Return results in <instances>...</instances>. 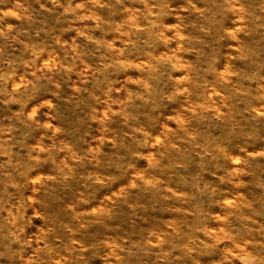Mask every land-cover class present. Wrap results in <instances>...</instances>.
I'll return each instance as SVG.
<instances>
[{"label": "rangeland", "instance_id": "obj_1", "mask_svg": "<svg viewBox=\"0 0 264 264\" xmlns=\"http://www.w3.org/2000/svg\"><path fill=\"white\" fill-rule=\"evenodd\" d=\"M0 264H264V0H0Z\"/></svg>", "mask_w": 264, "mask_h": 264}]
</instances>
